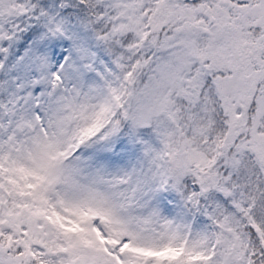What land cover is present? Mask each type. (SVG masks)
I'll return each instance as SVG.
<instances>
[{
  "label": "snow or ice",
  "instance_id": "1",
  "mask_svg": "<svg viewBox=\"0 0 264 264\" xmlns=\"http://www.w3.org/2000/svg\"><path fill=\"white\" fill-rule=\"evenodd\" d=\"M0 264H264V0H0Z\"/></svg>",
  "mask_w": 264,
  "mask_h": 264
}]
</instances>
